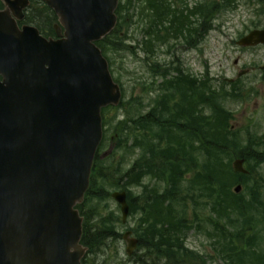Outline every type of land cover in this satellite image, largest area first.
Listing matches in <instances>:
<instances>
[{
    "label": "water",
    "instance_id": "1",
    "mask_svg": "<svg viewBox=\"0 0 264 264\" xmlns=\"http://www.w3.org/2000/svg\"><path fill=\"white\" fill-rule=\"evenodd\" d=\"M42 1L57 17L55 38L18 26L29 0H0V264H81L76 206L102 140L101 110L122 96L95 44L115 28L118 0ZM237 45H264V29ZM232 167L247 173L241 158ZM111 198L126 223V193ZM122 239L131 256L137 241L129 231Z\"/></svg>",
    "mask_w": 264,
    "mask_h": 264
},
{
    "label": "trees",
    "instance_id": "2",
    "mask_svg": "<svg viewBox=\"0 0 264 264\" xmlns=\"http://www.w3.org/2000/svg\"><path fill=\"white\" fill-rule=\"evenodd\" d=\"M234 1L236 0H219L212 7L200 6L201 39L210 29L208 17L215 11L220 13L222 10H227L233 6ZM255 2L264 5V0H255ZM118 13L117 7L116 17ZM56 21L54 12L42 0H30L23 23L35 26L44 37H54L53 24ZM116 26L117 23L106 37L95 44L107 60L114 82L120 87L122 96L118 106L124 108L125 115L122 120L114 123V119H106L103 115L106 108L101 110L103 137L92 163L89 187L83 202L76 206L83 219L81 244L87 248L88 253L97 242L103 241V231L112 230L116 221L112 213L103 221L93 223L88 215V208L93 201L105 198L109 189H118L126 193L128 215L140 213L142 216L138 232V251H141V254L135 264H191L188 260L190 255L195 257L198 264L200 257L184 246L186 235L184 232L194 224L199 228L202 227L196 202L199 198L205 199L212 213L222 216L219 219L209 218L208 223L206 222L208 225H215V228L222 233L224 240L229 239L228 244L218 245L221 247L218 255H223L226 259L229 258L228 254H232L233 258L236 257V260H239L238 255H243L247 250L245 247L250 243L255 244V237L259 232L253 234L252 228L260 224L264 225V208H259L261 214L252 204L251 209H248L249 203L245 206V203L242 205L241 201L235 202L229 198L232 197L229 192L232 184L238 183L236 182L238 179L251 177L248 168L244 167L247 174H236L228 170L225 174L221 166L224 165L225 159H231L233 147H235L233 151L240 150L238 158H242L244 163L249 159L262 162L264 157L246 154L239 144L234 145L231 141L233 137L228 126L230 114L225 103L230 97H235L237 90L228 89L225 85H216L215 81L209 77L208 71L197 79L178 67L175 69V75H171L164 69L165 71H157L160 73L159 78L162 79V83L157 89L159 95L150 103L149 111L132 116L130 103L126 99V92L120 83L119 75L115 73L111 59L106 57L109 48L118 52L117 44L112 39ZM143 33L146 34L145 29ZM143 41H147L145 36ZM156 68L160 69L158 66ZM140 109L137 108L136 112ZM108 134H111L110 137L114 139L111 142L110 138L111 150L103 156L102 151L108 140ZM189 140L191 142H187ZM196 145L198 148L195 147ZM136 152L137 160L134 162L132 159L129 163L133 153ZM191 162L195 166L197 162L200 164L199 171L195 168L199 182L198 197H195L192 194L193 190L190 189L188 192L190 195L183 198L176 179H179V169L183 165L187 167ZM127 163L130 164L128 167ZM183 172L185 173L183 181L192 183L195 172L190 173L188 168ZM149 175L158 180L161 177L169 178V184L163 192L165 194H159L155 186L147 188L144 186L136 205L133 202L132 188L139 186L142 179ZM260 188L261 185H258L253 189L254 200ZM166 196L167 203L164 201ZM189 200L195 205L190 214ZM178 205L181 206L182 211L176 208ZM224 217L229 220L221 223ZM229 217H236V219L231 220ZM119 223H122L121 220ZM232 227L237 229L234 233H229L227 230ZM230 246L233 250L228 249ZM85 256L81 264H84Z\"/></svg>",
    "mask_w": 264,
    "mask_h": 264
},
{
    "label": "rangeland",
    "instance_id": "3",
    "mask_svg": "<svg viewBox=\"0 0 264 264\" xmlns=\"http://www.w3.org/2000/svg\"><path fill=\"white\" fill-rule=\"evenodd\" d=\"M218 1L200 0V6L207 7L209 5L212 7ZM146 5V0H118L117 7H120V9L117 14L116 31L112 37L117 44L118 52H114L109 48L106 55V57L111 59L115 73L119 75L120 83L126 92V99L130 103L132 116L147 113L150 103L156 100L157 95H159L157 89L162 83V79L159 78L160 73H157V71L164 70V63L171 62V66L175 67L172 64V59L168 60V57L162 55H157L156 59H154L147 53L149 46L147 41H143L144 36L146 40V34L143 33L146 26ZM207 21L210 23V29L204 38L200 39V45L196 53L175 52V56L180 59L178 66L185 73L197 79L208 71L209 77L215 81L216 85H225L228 89L235 88L237 90L235 97H228L229 99L225 103V107L230 114L228 120L230 134L235 138H232L231 141L234 145L239 144L246 154L264 157V72L258 69L264 65V46L247 49L236 45V41L251 30L264 29V5L257 4L255 0H236L233 6L227 10H222L220 13L213 12ZM235 60H238L237 65L234 64ZM157 65L160 66V69L156 68ZM249 68H254V70L236 80L237 86L227 83L230 79L236 78L240 71H245ZM137 108H141L139 112H136ZM103 115H105L106 119H114V123H116L123 119L125 112L121 106L106 107ZM105 130L106 128L104 127ZM110 136L111 134H108V140L103 148L102 155L111 148L110 143L113 142L114 137L111 138ZM187 142H191V140ZM195 147L198 148V145ZM234 148L231 149V159H225L223 161L224 165L221 166V170L225 174L228 171L233 172L232 163L238 158L240 150L233 151ZM137 158V152L133 153V158L129 160V163L132 162V159L135 162ZM129 163H127V167L130 165ZM244 167L248 168L251 177L238 179L236 181L238 183L232 184L229 189L232 197L229 198L235 202L239 200L241 204L245 203V206L249 203L248 209H251L252 204L254 209L261 213L260 209L264 208V161L256 162L253 159H249L248 162L244 163ZM187 168L190 173H194L195 168L196 171H199L200 164L197 162L195 166L191 162L188 163L187 167L183 165L179 169V179H176L179 184L178 188L182 191L183 198L190 195L188 193L190 189L193 190L192 194L198 197L197 186L199 182L197 181L196 172L192 183L191 181L187 183L183 181L185 178L183 171ZM168 184L169 178L164 179L161 177L158 180V178H152L150 175L145 176L139 186L132 188V197L134 198L135 195L141 196L144 186L146 188L155 186L159 190L158 193L161 194ZM238 184L241 186V191L235 194L233 190ZM258 185H261V188L256 200H254L252 191ZM114 191L119 190L109 189L105 198L93 201L88 208V215L93 223L103 221L111 213L116 221L112 230L103 231V241L97 242L93 249L86 254L84 264H135L141 254V251H135L132 256H127L125 252L126 242L122 239V234L139 226L142 216L140 213H130L126 223H119L121 220L120 207L111 198V194ZM166 199L167 196L164 198L165 203H167ZM196 202L198 203V213L202 219V227L199 228L194 224L184 232L186 234L184 246L200 257L198 264L264 263L263 224L252 228L253 234L257 232L259 234L255 237V244L250 243L245 247V250L247 249L245 253L241 256L238 255L239 260L242 262L236 260V257L233 258L232 254H228L227 257L229 258L225 259L223 255H218L221 250L218 245L228 244L229 239L224 240L222 233L215 228V225L207 224L209 218L211 220L215 217L219 219L222 216L218 215V213H212L205 199L199 198ZM194 206L189 200V214ZM176 208L182 211L180 205ZM228 213H230L229 210ZM229 218L231 220L236 219V217ZM228 220L224 217L221 219V223H225ZM236 229L232 227L227 231L234 233ZM228 249L233 250L231 246ZM255 255L260 256L256 257ZM194 258V256L190 255L188 260L191 264H197V260Z\"/></svg>",
    "mask_w": 264,
    "mask_h": 264
},
{
    "label": "flooded vegetation",
    "instance_id": "4",
    "mask_svg": "<svg viewBox=\"0 0 264 264\" xmlns=\"http://www.w3.org/2000/svg\"><path fill=\"white\" fill-rule=\"evenodd\" d=\"M146 1H147V5H146L145 30H146V40L149 46V48L147 49V53L148 55L150 54L149 56L154 59H156L157 55L168 57L169 58L168 60L172 59L173 60L172 64H174L175 67L171 66V62L169 63L165 62L163 65L164 67L163 69L167 70L171 75H175L176 74L175 69L177 67L178 69H181L178 66L180 59L175 56V52L182 51V52L196 53L199 48L200 45L199 43L201 39L200 38V29H201L200 0H146ZM1 9H3V5L0 2V10ZM25 11L26 9L23 11L24 18H25ZM23 21L24 19L18 22L19 27L23 25H30L23 23ZM56 23L57 21L53 24V28ZM52 38H55V36ZM238 41H236V45ZM258 46H264V45H257L254 47H240V46L239 47L250 49ZM237 63L238 60H235L234 64L237 65ZM157 66L160 67L159 65ZM258 69L264 72V65L260 66ZM253 70L254 68H249L246 69L245 71L242 70L237 74L236 78L230 79L229 81H227V83H229L232 86H237L235 81L239 80L248 73H251V71ZM138 200H139V196L135 195V197L133 198L134 204L137 205ZM139 230L140 228L138 226H136L132 230H128L130 232V237L137 241L136 249L134 250V252L138 251Z\"/></svg>",
    "mask_w": 264,
    "mask_h": 264
},
{
    "label": "bare ground",
    "instance_id": "5",
    "mask_svg": "<svg viewBox=\"0 0 264 264\" xmlns=\"http://www.w3.org/2000/svg\"><path fill=\"white\" fill-rule=\"evenodd\" d=\"M242 159V158H241ZM238 174V173H237ZM247 174V173H246Z\"/></svg>",
    "mask_w": 264,
    "mask_h": 264
}]
</instances>
